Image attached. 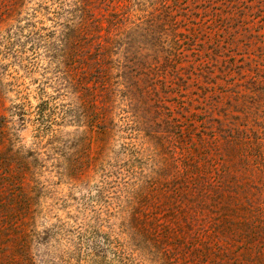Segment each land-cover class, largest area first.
Instances as JSON below:
<instances>
[{
	"label": "rangeland",
	"instance_id": "1",
	"mask_svg": "<svg viewBox=\"0 0 264 264\" xmlns=\"http://www.w3.org/2000/svg\"><path fill=\"white\" fill-rule=\"evenodd\" d=\"M263 52L264 0H0V264H162L135 212L184 158L171 126L264 137Z\"/></svg>",
	"mask_w": 264,
	"mask_h": 264
},
{
	"label": "trees",
	"instance_id": "2",
	"mask_svg": "<svg viewBox=\"0 0 264 264\" xmlns=\"http://www.w3.org/2000/svg\"><path fill=\"white\" fill-rule=\"evenodd\" d=\"M100 44L94 54L98 68L107 62L103 58L107 50ZM131 60L139 63L132 67L136 74L143 67L142 73L155 75L156 67L145 63L144 55L134 54ZM256 77L258 87L251 92L259 98L264 91V71ZM183 116L189 123L171 128L183 140L184 158L182 162L178 159L181 164L175 163L164 181L148 180L140 195L143 205L135 212V219L149 235L148 244L156 246L162 264H264V137L253 125L236 121L228 129L218 128L219 133H195L193 122L203 117L195 112ZM222 130L229 133L224 135ZM194 136L199 140L213 137V143L225 139L220 154L226 157L196 149ZM243 168L258 171L259 180L241 178Z\"/></svg>",
	"mask_w": 264,
	"mask_h": 264
}]
</instances>
